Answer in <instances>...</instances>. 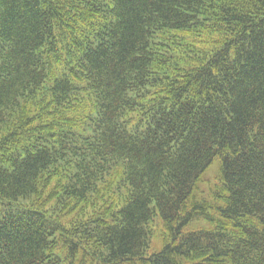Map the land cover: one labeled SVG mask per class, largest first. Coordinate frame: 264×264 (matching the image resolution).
<instances>
[{
  "label": "trees",
  "instance_id": "1",
  "mask_svg": "<svg viewBox=\"0 0 264 264\" xmlns=\"http://www.w3.org/2000/svg\"><path fill=\"white\" fill-rule=\"evenodd\" d=\"M0 264H264V0H0Z\"/></svg>",
  "mask_w": 264,
  "mask_h": 264
}]
</instances>
